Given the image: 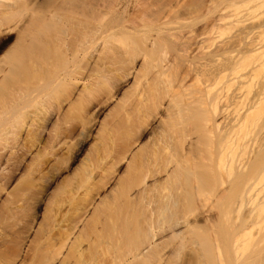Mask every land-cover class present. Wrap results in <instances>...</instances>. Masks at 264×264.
I'll return each instance as SVG.
<instances>
[{"label":"bare ground","instance_id":"bare-ground-1","mask_svg":"<svg viewBox=\"0 0 264 264\" xmlns=\"http://www.w3.org/2000/svg\"><path fill=\"white\" fill-rule=\"evenodd\" d=\"M172 1L159 3V11L146 15L152 4L143 1L140 4L139 0H0V264H183L187 258L183 259V251L189 244L196 247L192 251L197 258L194 263L218 264L219 215L215 207L232 202L240 208L262 203L259 194L256 198L251 195L253 179L263 168L258 156L263 152L262 147L249 159L247 144L239 139L243 143L234 142L242 154L237 164L227 162V157L220 162L203 159L197 163L203 149L214 142H218L223 151L232 148L229 146L233 142L231 128L230 131L225 126L228 131L215 134L222 126V114L213 98L211 103L207 99L210 105L206 103L211 106V112L204 114L192 103L183 104L185 108L178 112L171 105L167 106L168 118L161 120L160 132L137 151L130 143L134 140L129 142L126 138L128 142L121 147V144L116 146L111 136L106 138L112 140L109 141L112 144H107L114 154L109 156L112 151H108L109 145L107 148L104 145V152H108L104 154L111 157H108L111 161H107L109 167L103 168L104 173L97 176L89 168L95 161L93 157L91 162L88 156L91 152L76 169L79 172L75 170L79 175L72 174L73 178L80 176L86 178L85 182L94 180V183L91 181L89 188L82 179L78 187L76 178L75 185L84 193H74V214L69 219L46 213L47 216L41 214L42 220L38 221L39 217L32 214L33 205L21 206L26 203L24 195L30 190L35 195L43 194L45 188L49 190L59 163L64 165L62 163L71 160L69 153L74 145L70 146L69 140L73 143L76 136L71 129L73 121L82 118L83 130H79V136L84 135L88 116L92 117L94 111L92 101L102 95L110 99L119 83L131 76L135 81L129 94L135 98L132 100V96L124 94L117 98L116 105L117 108L122 106L124 113L118 112L123 117L134 113L141 121L133 129L137 138L133 147L137 144L140 147L141 143H137L141 139L138 138L139 128L156 115L166 95L171 96L166 89L173 84V76L170 77L173 67L161 64L162 55L171 48L169 38L183 39L171 33L176 29L166 27L171 23L164 22L169 14L167 6L172 9L180 0ZM126 4L133 7L132 12L127 10L130 14L125 13ZM136 5L142 8L143 17L135 15ZM211 21L207 28L210 38L218 20ZM153 27L159 34L167 31V39L151 40L149 34L154 32ZM196 34L192 36L196 35L191 47L186 48V45L183 49V42L182 46L179 44L183 52L195 51L193 46H198L197 40L204 32ZM185 38L184 42L191 41ZM213 40H209V44ZM198 49L196 47V51ZM139 58L140 68L136 65ZM213 63L212 59L211 65ZM213 70L205 76L209 82L214 79ZM207 80L201 85L207 84ZM176 93H172L171 103L180 96ZM177 101L179 104L182 100L177 97ZM199 102L201 98L196 103ZM55 116L57 119L49 129L51 117ZM182 124L184 128L179 130ZM187 126L191 129H186ZM45 132H49L46 140ZM130 134L132 139L134 135ZM211 135L216 136L217 141ZM62 145L68 146L69 156L59 155ZM127 157L132 158L130 169L135 160V176L125 175L127 178H124L122 175L111 189V175ZM85 170L87 175H83ZM71 177L64 183L71 182ZM130 177L134 179L130 181ZM59 185L55 191H61L57 188L65 184ZM27 189L30 190L26 192ZM57 195L51 192L45 199L53 202ZM34 197L31 198L38 202L39 195ZM254 214L253 211L245 214L232 229V247L250 223L256 221ZM215 252L219 254L217 257Z\"/></svg>","mask_w":264,"mask_h":264},{"label":"rangeland","instance_id":"rangeland-1","mask_svg":"<svg viewBox=\"0 0 264 264\" xmlns=\"http://www.w3.org/2000/svg\"><path fill=\"white\" fill-rule=\"evenodd\" d=\"M123 1L126 2V0ZM141 1L146 2L147 4L149 3V5L152 4L151 6L148 5V9L150 8V10L149 12L147 11L146 15H149L159 11V3H167L170 0H139L138 3L142 4L143 2L141 3ZM171 2L174 1L171 0ZM178 3L180 6L178 4L174 5V7L171 6L172 9H169L170 6H167L168 9L166 8V10H169V12H167V14H169L166 15L167 18L165 17L164 22L171 23L170 26L166 27L176 29L173 30V32L171 33L173 35L179 36V39H183H181L182 41H179L175 38H169L170 41L173 40L171 42L168 40V46L171 45V48H167L168 50H166V52L164 51L165 53L163 55L160 53V55H162V65L173 67V69H171L173 75L170 76L171 78L173 76V84L166 90L170 92L171 96L173 92L174 95L175 91H177V93L179 92L180 96L178 95L177 97L179 98V101L182 100L181 102L183 103L180 102L181 104H178L177 97H173L176 101L171 103V96L166 95V98L163 101V105L160 106L156 115L154 117H150L147 123L142 124V128H139L141 130V133L143 132V135L140 132L138 135V138H141L138 139L139 142L137 141V143H141L140 147L138 146L139 144H137V147H133L134 144H136L134 141L135 139H137L133 134L135 133V124L141 121L139 119L137 120V116H135L134 113H131L132 115L130 117H125L124 114L123 117V114L121 112V114L118 112L122 111V106H120L121 108H119V106L117 108L116 100L117 98L119 100L120 98L124 97V94L129 95L130 97L132 96L130 94H132L134 87L133 84L135 80L131 76L130 78L126 79V81H124L123 83H119V86L116 90L113 91V95L110 99L105 97V95H102L100 98L97 97L99 100L96 99L97 101H94V99V102L92 101L91 109H94L93 115L92 117L88 116L89 120L86 117V121L88 120V125L86 126V129L83 133L84 135L82 136H79V130H83V127H81L83 126V123H81L82 118L81 120H79L80 117H74L77 121H73L71 129L75 130L74 134H76V136H74L75 138L74 140H72L73 143H71L69 140L70 146L74 145L73 151L69 153V151H67V145V147L65 145H62L59 149L60 156L65 155L66 157V155L69 156L70 154L71 160L69 161V163L67 162L66 164L65 162L62 163L61 161V163L64 165H60L59 163V170L56 173L53 185H51L52 187L50 186V188H48L49 190H46L45 188L43 194L36 193L35 195L34 191L31 192L30 189L25 190L26 192L29 190L30 191L25 193L26 195H24V201L26 203L21 204V206L25 207L27 204L30 208L33 205L35 213L32 212V214L36 215L37 218L39 217L38 221L42 220V218H40V215H46V213L50 216L57 215V217L59 216L64 217L65 219H69L74 214L75 204L73 202L74 199H72L74 193L76 191H78V193H84L81 188H78L80 186L78 183L80 182L79 180L83 179L84 182L82 183H86L85 185L89 184V188L90 185L92 186V184H90L92 180H89L90 183H88L85 182L86 178L81 179L79 178L80 176L78 178H73V175H75L74 173L78 171L76 169H79L80 165H82V161H85V158L89 153H93L88 156L89 158H91V162H93L92 159L94 157L95 163L93 162L94 166L92 165V167H94L95 170L88 164L89 168L94 171V175H101V173L103 174L106 168L109 167V165H107V161H111L109 159L111 157L109 156H112L114 154V151H112V147H110V144H112L110 142L112 140H116V146H120V144L122 145V143L128 142L126 138H128L129 142L130 140H134L130 143L133 144L132 149L135 150L136 148L137 151L139 150L138 148H143L142 145L146 147L148 143H151L150 141L156 136L158 132H160V122L162 119L164 120V118L168 116L167 114H169L167 111V106L171 105L174 111L178 112L185 108L184 105L192 103L193 106L198 108V112L204 114L207 112H211L212 108L211 106H207V104L210 105L209 103L211 102L209 101L215 100L218 103V110L222 114L220 120L222 121V126H220L218 130H216L215 134L217 136L218 131L220 132L221 130H225L227 128H229L230 130L231 128L232 132L230 135L231 139H233V142L231 144L229 139V143L231 144L229 146H231L232 148H228V150L226 148V150L223 151L222 147L219 146L218 142H214L208 148L203 149L204 151L199 156V159L197 160L198 162H196L199 163L203 159L205 160V162H207L208 160H215L217 162H220V160L225 159L227 157V162H233L237 164L241 160L242 154L240 151L241 149L238 148L239 146L236 147L237 144H235L234 142H238L239 139H244L245 143L247 144V155L249 156V159L253 158V156H256L258 153L255 152H257L261 147L263 148V152L259 153L258 155L261 158L262 162H260L259 157L258 161L262 164L263 168H261V170L255 175L256 177H254L253 183L251 182V186L253 187H251V195L255 197L259 194V200L261 199L260 202L262 203L259 204V202H254L240 208L237 203L232 202L230 205H220L215 207L216 209L214 208L216 213L219 215L218 225L216 224L218 229L216 232L218 234L217 238L219 241L218 243L220 245V251H217V253L219 252L220 255H218L220 257H217L218 255L216 252L215 256L220 259L218 264H264V198H262L264 196V0H180ZM136 6L138 7V5ZM121 7L124 10L126 8L123 5H121ZM138 8L134 9L135 15H140L143 17L144 15L141 14L142 8L140 7L141 10L140 8ZM143 8L146 9L145 7ZM131 9L133 10V7L131 5L127 6L125 13L130 14L128 11H131ZM150 11H152V13H150ZM212 12L214 14H212ZM214 18H216V20L218 21H216L215 23L216 29L214 30V35L212 34V38L214 39L213 40L212 38H210L211 36L207 34V28L212 22L211 20H213ZM153 29L154 27L152 28V31L154 32H150L151 34H149L151 40H155L157 37L167 39L166 30V32L159 34L156 27L154 30ZM194 30H197V32L199 33L204 32V34L200 35V40H197L199 42H197L198 46L196 47L197 49L199 47V49L196 51V47L194 48V45L193 50L195 51H192L194 53H189V51L187 54V52H183L185 51L183 49L186 45V48H188L190 45H193V43L191 44V42L197 35V32H195ZM191 32H194V34H196L193 38L192 36L194 34H192ZM184 37H187L185 38L186 40L190 39L191 41L188 40L184 42ZM209 40L214 41L212 42L214 44L212 45L213 48H210V45L212 43L209 44ZM176 41H178V43ZM182 42L184 44V46L182 47L183 49L181 48L183 44H180ZM176 43L178 44V46ZM179 44L181 46H179ZM213 54V57L215 58H212ZM139 59L137 60L138 62L136 64L138 68H140L142 65V61L141 59ZM212 59L214 65H211ZM212 69H214L213 71L215 72V75L213 76L214 79L209 82V80H207V77L205 76H209L211 74L209 72H211ZM204 77L205 79H203ZM244 78L247 79L244 80ZM203 80H207L208 83L205 84L207 85V87L205 85H201V82L203 84ZM170 82L168 86L171 85L172 82ZM243 82H245L244 85ZM200 86L201 88H204V90H202ZM242 86L244 87L242 88ZM132 98L134 99L135 96H132L130 99ZM200 98L202 103H196L198 99L200 100ZM203 99H205V101ZM207 99H209V103H207ZM131 101L129 100V102ZM228 106L230 107L228 108ZM56 119V116L51 117V124L48 125L49 129L52 128L53 123ZM165 121L168 120L166 119ZM179 127V130L184 128L183 124L181 126L179 125ZM187 127L185 128L191 129V126L189 128ZM194 128H196V126ZM225 131H228V129ZM130 132L134 135L135 138H130L132 136ZM109 136L114 139H112L111 141L107 140L110 138ZM216 136L211 135L214 141H217ZM48 137L49 132H45L43 134V138L46 140ZM240 141L242 140H239V142ZM107 142H109L110 144H107ZM233 143L235 146L233 145ZM104 145H109L108 147L110 148H108V151H110L109 149H111V155L106 156L108 152H104ZM233 146L235 148H233ZM121 147H123V145ZM66 151L69 154L66 153ZM260 154L262 156H260ZM201 157L202 159H200ZM132 158L127 157L125 160H123V162L118 166V170L115 169L114 174L111 175L112 178L110 176V181H112L110 182L111 189H113L112 187H115V182L120 180V177L122 179V175H127L128 177L130 175L135 176V160L134 163H132L133 166L131 165L132 168H129L131 164L130 160ZM45 167L47 166H44V168ZM96 168L98 169L97 172H95ZM103 168H105V170ZM101 169L103 172L101 171ZM85 171L86 172L83 175H87L86 173L88 172L87 170ZM78 172L76 173L79 175ZM127 172L128 174H126ZM70 177L73 178L71 182L73 181L74 185L68 181L64 183L66 180L70 179ZM124 178L127 177L125 176ZM132 178H129L130 181L134 179ZM254 180L256 181L254 182ZM75 181L77 182L78 187L77 184L75 185ZM92 182L94 183V180ZM62 183L65 184L64 186L61 185V187H65V191L61 187L57 188L61 191H55L54 189L56 188V186L59 187V184ZM151 183L152 181L149 182L150 185ZM66 184L68 185V187ZM72 186H74V189H71ZM75 187L78 188V190H76ZM85 189H88V187H85ZM51 192L58 193V198H55L53 202L51 201L52 203L46 201L47 194H50ZM38 195L41 199L37 197ZM34 196L39 199L38 202H35V200L32 199L35 198ZM32 202H35V204H32ZM46 202L51 204L49 205L47 203L46 205ZM250 211H253V213L255 212L256 215L254 214V218L256 219V221L253 220V222L256 223L251 222L248 230H246L244 234L240 235L238 240L236 239V242H234L235 239H233V242L236 243V245L235 247H232V238H234L231 233L232 229L237 226V224L240 223L241 218ZM18 223L20 222L18 221ZM186 247L187 248L184 250L185 252L183 251L184 256H182L183 259L184 257L187 258L186 260L184 259L185 263L183 262V264H190L191 262L193 264H196L194 262L197 258H195L194 252H192L193 249L196 247H191L190 244Z\"/></svg>","mask_w":264,"mask_h":264}]
</instances>
